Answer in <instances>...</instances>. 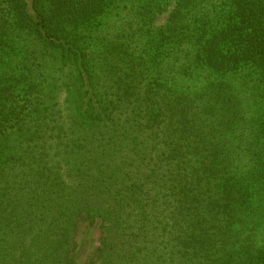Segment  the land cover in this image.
Segmentation results:
<instances>
[{
  "label": "trees",
  "instance_id": "trees-1",
  "mask_svg": "<svg viewBox=\"0 0 264 264\" xmlns=\"http://www.w3.org/2000/svg\"><path fill=\"white\" fill-rule=\"evenodd\" d=\"M0 264H264V0H0Z\"/></svg>",
  "mask_w": 264,
  "mask_h": 264
},
{
  "label": "rangeland",
  "instance_id": "rangeland-1",
  "mask_svg": "<svg viewBox=\"0 0 264 264\" xmlns=\"http://www.w3.org/2000/svg\"><path fill=\"white\" fill-rule=\"evenodd\" d=\"M170 7L167 8V10L159 15H157V17L155 18V22H154V25L156 26H162L164 23H165V20H166V17L170 11ZM114 17V20L116 21V23L118 22V18H115V17H119V16H112Z\"/></svg>",
  "mask_w": 264,
  "mask_h": 264
}]
</instances>
